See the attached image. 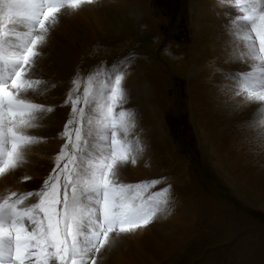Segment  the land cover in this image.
I'll return each instance as SVG.
<instances>
[{"label":"snow or ice","instance_id":"obj_1","mask_svg":"<svg viewBox=\"0 0 264 264\" xmlns=\"http://www.w3.org/2000/svg\"><path fill=\"white\" fill-rule=\"evenodd\" d=\"M94 0H0V177L19 170L46 138L35 134L54 113L39 102L57 86L43 78V49L62 15ZM233 9L227 31L237 109L255 103L249 122L264 146V0H222ZM126 60L70 81L62 141L40 185L0 197V264H100L121 237L147 227L169 208L165 177L129 183L126 165L144 152L134 110L125 107ZM23 176V180H30Z\"/></svg>","mask_w":264,"mask_h":264},{"label":"rangeland","instance_id":"obj_2","mask_svg":"<svg viewBox=\"0 0 264 264\" xmlns=\"http://www.w3.org/2000/svg\"><path fill=\"white\" fill-rule=\"evenodd\" d=\"M106 1L114 13L112 27L119 29L99 34L79 48L72 74L86 76L102 64L110 68L123 60L128 63L125 107L134 110L144 152L138 158L143 161L135 164L142 165V177L124 181L165 177L152 191L171 185L169 208L152 223L165 216L187 215L179 217V221L187 220L186 245L175 249L176 259L166 258L159 264H264V199L257 198L251 181L228 174L231 161L218 147V139L216 154L207 140H214L219 129L205 131L199 116L200 95L233 82L232 71L226 67L228 58L222 59L216 51L222 40L232 41L227 25L233 9L222 0H127L123 7L118 0ZM63 99L51 103L63 121L56 130L46 123L51 132L62 129L70 112ZM47 175L30 176L27 181L22 177L23 184L32 186L25 190L40 185ZM139 231L133 235L138 239Z\"/></svg>","mask_w":264,"mask_h":264},{"label":"bare ground","instance_id":"obj_3","mask_svg":"<svg viewBox=\"0 0 264 264\" xmlns=\"http://www.w3.org/2000/svg\"><path fill=\"white\" fill-rule=\"evenodd\" d=\"M118 2L117 5L123 7L127 0H118ZM108 5L106 0L93 2L84 5L83 10L71 11L60 17L58 25L49 34L47 45L43 49L44 58L40 63V68L45 73L43 78L55 82L57 86L48 93L47 97L40 98V101L50 103L56 108V105L51 103L64 98L73 77L74 66L79 59V48L84 47L88 40H95L93 37L99 34L102 36L119 29V26L112 27L110 20L114 13L110 11ZM95 11L100 12V15ZM70 14L72 16H69ZM87 18L95 26L90 24ZM99 25L103 28L100 27L98 30L97 26ZM96 29L97 31H95ZM122 31L127 30L123 29ZM231 42L230 40H222L221 44L217 45L219 48L216 51L222 59L228 58L226 67H229L232 73L243 72L246 70L245 64L234 62L232 59L233 41ZM216 79L219 82L223 80L221 77ZM229 86L224 89L215 86L211 91L208 90L205 95H200V102L203 103L200 107L201 112H199L200 122L205 131L214 127L219 129L217 133H214V140L212 138L207 140L212 145L211 151L216 154L214 143H216L215 139H218V147L224 150V155L231 161L229 164L231 170L228 174L232 173L237 178L240 176L243 181H251V187L254 189L257 198L264 199V146L253 139L252 129L249 126L257 104L252 103L237 109L234 105L241 103L244 98L234 95L233 82ZM57 97L58 99H56ZM62 107L61 105L60 108ZM55 113H52L44 121V127L35 132L36 135L45 137L46 143L35 147L30 153L28 161L19 170L0 177V197L12 190L22 191L31 188L32 186L23 184L22 177L26 174L35 179H41L47 175L48 168L51 167L52 156L61 141L56 131L48 130L49 126L56 130L62 125V117ZM46 123L49 124L47 129ZM140 161L143 160H137V162ZM130 165V167L123 169V173L121 172L122 179L142 177L140 173L142 165H137V167ZM185 215L181 214L175 217L164 215L165 217L157 223L141 228L139 239L134 237V232L121 237L114 248L103 254L100 264H159L166 258L176 259L173 258L176 253L175 249L181 248L187 243L185 239L187 220L179 221V217L183 218Z\"/></svg>","mask_w":264,"mask_h":264}]
</instances>
